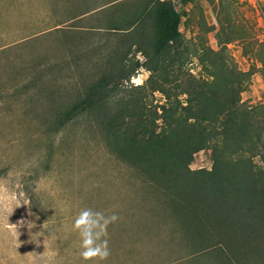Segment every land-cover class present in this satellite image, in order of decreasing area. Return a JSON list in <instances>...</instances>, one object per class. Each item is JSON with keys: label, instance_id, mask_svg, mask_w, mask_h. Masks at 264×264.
<instances>
[{"label": "rangeland", "instance_id": "1", "mask_svg": "<svg viewBox=\"0 0 264 264\" xmlns=\"http://www.w3.org/2000/svg\"><path fill=\"white\" fill-rule=\"evenodd\" d=\"M114 1L0 0V197L10 209L0 215V264H97L81 259L79 236L71 231L85 208L119 217L107 229L110 255L100 264H220L197 256L179 230L164 224L160 196L112 150L97 115L63 121L129 49L134 31L109 28L115 12L133 13L145 0H120L124 8L111 6ZM172 1L182 36L171 72L211 80L209 52L222 51L231 66L250 74L241 104L264 105V0ZM145 36L126 57L128 69L142 66L122 81L126 88L151 75L149 27ZM165 101L159 92L148 98L152 107ZM254 162L264 166L260 155ZM212 165L208 147L191 168Z\"/></svg>", "mask_w": 264, "mask_h": 264}, {"label": "trees", "instance_id": "2", "mask_svg": "<svg viewBox=\"0 0 264 264\" xmlns=\"http://www.w3.org/2000/svg\"><path fill=\"white\" fill-rule=\"evenodd\" d=\"M123 1L111 6L124 8ZM174 5L145 0L133 13L115 12L109 29L134 31L129 49L62 114L63 121L98 116L112 150L160 196L164 224L179 230L197 256H213L220 264H264V166L254 162L260 155L264 164V105L241 104L250 74L231 66L222 51L209 52L211 80L171 72L182 36V16ZM147 26L155 58L151 75L145 84L126 88L122 81L142 67L128 69L126 57L147 42ZM156 92L166 101L152 107L148 98ZM208 147L212 168L193 170L195 154Z\"/></svg>", "mask_w": 264, "mask_h": 264}, {"label": "clouds", "instance_id": "3", "mask_svg": "<svg viewBox=\"0 0 264 264\" xmlns=\"http://www.w3.org/2000/svg\"><path fill=\"white\" fill-rule=\"evenodd\" d=\"M5 211H10V209L0 197V215H3ZM118 219L119 217L115 213L105 215L104 212L93 211L91 208H85L79 212L72 223L71 231L79 236L81 248L79 254L83 261L95 260L97 264H100V262L107 260L110 255L108 240L106 239L107 229ZM18 223H23V221ZM30 225L33 224H28L29 229Z\"/></svg>", "mask_w": 264, "mask_h": 264}]
</instances>
